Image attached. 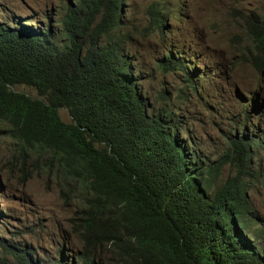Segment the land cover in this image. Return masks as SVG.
Masks as SVG:
<instances>
[{
  "label": "trees",
  "instance_id": "obj_1",
  "mask_svg": "<svg viewBox=\"0 0 264 264\" xmlns=\"http://www.w3.org/2000/svg\"><path fill=\"white\" fill-rule=\"evenodd\" d=\"M122 1L68 4L62 42L50 27L0 22V121L20 170L33 151L48 155L50 170L58 162L67 196L82 203L72 220L79 264H104L105 254L115 264H264V218L249 196L262 173L254 165L264 137L244 132L217 160L204 159L182 136L169 92L154 108L115 45L100 41L120 25ZM246 31L262 72L264 13L252 12ZM19 85L38 97L15 91ZM226 165L232 173L218 184ZM0 264L48 263L0 237Z\"/></svg>",
  "mask_w": 264,
  "mask_h": 264
},
{
  "label": "rangeland",
  "instance_id": "obj_2",
  "mask_svg": "<svg viewBox=\"0 0 264 264\" xmlns=\"http://www.w3.org/2000/svg\"><path fill=\"white\" fill-rule=\"evenodd\" d=\"M77 0H0V22L11 27L46 30L67 39L62 18ZM120 25L100 37L115 45L139 90L154 108L169 92L182 136L209 162L217 160L234 136L264 137V70L252 63L253 43L246 31L252 12L264 13V0H123ZM157 19L162 20L158 23ZM255 56V54H254ZM185 62L184 64L181 63ZM174 67L166 70L164 64ZM15 91L38 97L36 89ZM177 94H181L178 98ZM184 98L183 100H181ZM66 122L67 109H60ZM0 121V237L33 248L41 260L79 264L82 244L73 224L82 203L33 151L22 161L16 143ZM264 142V139H263ZM262 173L249 191L256 213L264 218V149L255 157ZM232 173L223 168L217 183ZM75 182V181H74ZM74 182L72 184H74ZM264 245V241H262ZM104 264H115L110 254Z\"/></svg>",
  "mask_w": 264,
  "mask_h": 264
},
{
  "label": "clouds",
  "instance_id": "obj_3",
  "mask_svg": "<svg viewBox=\"0 0 264 264\" xmlns=\"http://www.w3.org/2000/svg\"><path fill=\"white\" fill-rule=\"evenodd\" d=\"M161 22H162V21H161ZM161 22H160V23H161Z\"/></svg>",
  "mask_w": 264,
  "mask_h": 264
}]
</instances>
